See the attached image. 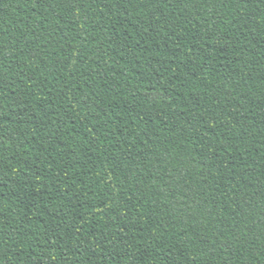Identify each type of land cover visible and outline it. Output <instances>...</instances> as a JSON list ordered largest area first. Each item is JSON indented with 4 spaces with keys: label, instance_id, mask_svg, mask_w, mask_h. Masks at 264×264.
I'll return each mask as SVG.
<instances>
[{
    "label": "trees",
    "instance_id": "1",
    "mask_svg": "<svg viewBox=\"0 0 264 264\" xmlns=\"http://www.w3.org/2000/svg\"><path fill=\"white\" fill-rule=\"evenodd\" d=\"M0 264H264V0H0Z\"/></svg>",
    "mask_w": 264,
    "mask_h": 264
}]
</instances>
